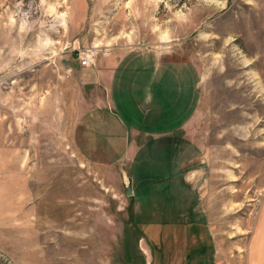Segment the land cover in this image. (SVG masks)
Masks as SVG:
<instances>
[{"label":"rangeland","instance_id":"374dc122","mask_svg":"<svg viewBox=\"0 0 264 264\" xmlns=\"http://www.w3.org/2000/svg\"><path fill=\"white\" fill-rule=\"evenodd\" d=\"M80 53L127 66L106 92L134 141L122 159L78 139L79 100L98 96ZM259 249L264 0H0V264H252Z\"/></svg>","mask_w":264,"mask_h":264},{"label":"crops","instance_id":"0c3cea01","mask_svg":"<svg viewBox=\"0 0 264 264\" xmlns=\"http://www.w3.org/2000/svg\"><path fill=\"white\" fill-rule=\"evenodd\" d=\"M126 57L128 56L123 55L120 59L124 60ZM104 58L113 59V57L110 56ZM146 58V55L140 57L142 61H145ZM128 61L129 59H127V62ZM93 62V66L91 67H84L81 65L82 67L80 69L79 76L82 75L83 68H89L92 70V73L88 75V83L90 84V92L88 96H93L97 94V92L98 96L93 99H91V97H84V99L82 98L79 100L77 109L78 111H82L79 113L80 115L75 121V123H78L79 126L81 125V128L77 129V136L78 139L86 142V150L90 155L100 158L119 157L122 159L127 156L129 147L135 149L133 146L134 141L130 143L129 136L127 135L123 122L121 120H114V114L112 111L111 113L106 112V108L107 110H110L111 107L113 110V104L109 103V95L107 96L106 92L108 90L107 85L113 83L114 73L117 71H127V66L121 67L120 64L114 67L111 64H109L111 66H107L106 64L99 66L97 57L93 59ZM119 66L121 68H119ZM67 68V71L69 72L68 75H70L74 70V66L68 65ZM51 72H57V74H61L62 77L64 76V74H62V72L60 73L59 70L51 69ZM57 80L59 81L58 78ZM101 86L105 87V90L101 88ZM112 140L113 144H106L107 141L110 142ZM263 255L264 253L261 249H259V251H257L254 255V261L252 260V264H260ZM262 262L264 263V259Z\"/></svg>","mask_w":264,"mask_h":264},{"label":"built area","instance_id":"2783aa9c","mask_svg":"<svg viewBox=\"0 0 264 264\" xmlns=\"http://www.w3.org/2000/svg\"><path fill=\"white\" fill-rule=\"evenodd\" d=\"M78 58H79L80 64L82 66H84V67L93 66V59L90 56H88L86 54H79Z\"/></svg>","mask_w":264,"mask_h":264},{"label":"water","instance_id":"95a60500","mask_svg":"<svg viewBox=\"0 0 264 264\" xmlns=\"http://www.w3.org/2000/svg\"><path fill=\"white\" fill-rule=\"evenodd\" d=\"M126 193H127L128 195L132 194V189H131L130 186H127V187H126Z\"/></svg>","mask_w":264,"mask_h":264},{"label":"trees","instance_id":"16d2710c","mask_svg":"<svg viewBox=\"0 0 264 264\" xmlns=\"http://www.w3.org/2000/svg\"><path fill=\"white\" fill-rule=\"evenodd\" d=\"M130 197H132V196H130ZM139 221V220H138ZM137 221V225L139 224V222ZM131 223H136V222H131ZM140 225V224H139ZM138 225V226H139ZM187 257H190V253L187 255Z\"/></svg>","mask_w":264,"mask_h":264},{"label":"bare ground","instance_id":"6f19581e","mask_svg":"<svg viewBox=\"0 0 264 264\" xmlns=\"http://www.w3.org/2000/svg\"><path fill=\"white\" fill-rule=\"evenodd\" d=\"M81 54V53H80ZM83 54V53H82Z\"/></svg>","mask_w":264,"mask_h":264}]
</instances>
